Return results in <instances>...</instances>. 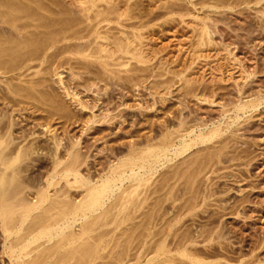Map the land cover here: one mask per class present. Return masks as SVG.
I'll return each mask as SVG.
<instances>
[{"label": "rangeland", "instance_id": "374dc122", "mask_svg": "<svg viewBox=\"0 0 264 264\" xmlns=\"http://www.w3.org/2000/svg\"><path fill=\"white\" fill-rule=\"evenodd\" d=\"M115 1L122 6V15L100 27L111 39L136 33L138 57L117 51L114 59L104 58L109 61L110 78L100 75V58L83 57L74 50L64 52V45L55 47L62 52L56 50L53 58L38 62L37 68L43 71L46 67L42 95L16 105L12 113L15 126L36 150L35 161H30L34 164L28 162L24 176L31 173L25 177L38 182L51 171L54 135L62 158L75 143L84 157L80 171L95 181L131 147L158 145L166 135L179 140L186 129L197 132L220 124L223 148L217 152L211 142L203 143L160 162L149 186L139 191L148 197L139 196L138 210L128 209H132L133 221L128 219L115 230L119 233L120 228L139 220L158 233L165 224L180 220L178 224L184 223L193 233L209 234L207 245L214 243L207 247L203 241L196 245L200 249L194 248L197 254L203 250L198 256L210 260L203 264H264V0H215L216 4L212 0ZM57 2L67 10L78 6L73 0ZM93 37L81 47L83 53L98 50L96 42L90 45ZM251 99L261 100L260 105L234 118L238 103ZM48 117L51 131H45ZM80 189L68 191L78 197ZM113 209L105 229L115 224L118 207ZM2 229L0 223V264H9ZM123 250L130 252L129 264L146 260L145 254L138 259L135 249L123 246Z\"/></svg>", "mask_w": 264, "mask_h": 264}, {"label": "bare ground", "instance_id": "6f19581e", "mask_svg": "<svg viewBox=\"0 0 264 264\" xmlns=\"http://www.w3.org/2000/svg\"><path fill=\"white\" fill-rule=\"evenodd\" d=\"M212 1L216 4L217 0ZM73 2L78 4L77 9L72 7V10L70 8L67 10L68 8H65L63 3L64 8H62L57 0H0V82L4 84V87L0 88V223L8 243L9 264H129V257L128 260L126 257L130 252L126 253L123 246L129 251L135 249L136 253H139L138 259L141 254H145L144 262L136 261L133 264L166 262L189 264V261H191L190 264L208 263L210 260L207 262L205 258H201L203 256H198L203 250L197 254L194 248L200 242H202L200 244L204 242L206 244L205 240L209 238V234L206 235L202 231H197L198 234L196 231L193 233L188 226L183 225L184 223L179 225L180 220L172 221L168 225L164 223L167 227H162L163 229L161 228L158 233L150 228L152 226L146 227L144 223H138L139 220H136V223L131 222L125 228H120L119 233H116L115 229L119 228V224L132 218L129 215L132 209L128 212L129 208L140 207V197L146 195H140L143 191L140 189L142 186H149L151 177L160 162L169 160L170 156L171 158L182 156L192 147L203 143L211 142L217 152L223 148L224 127L216 122V125H209L210 127L206 125L207 129H200L197 132L186 129L183 134H178L179 140H175L174 137L166 138V135L164 140L160 139L162 141L161 143L159 141L160 144L156 143L158 145L131 147L127 154L117 158L115 162L112 161L106 171L95 181L80 171L84 157L82 158L83 155L81 156L75 143H70L63 159L58 154L60 142L52 133L55 147L49 150L50 158H52L51 171L48 174L46 171L47 175L41 177V180L39 178L38 182H36L37 179L31 181L27 178L29 176L25 177L31 173L24 176L26 172L24 174L23 172L26 166L28 167V162L31 165L33 163L30 161L35 158L33 155L36 150L33 142L25 141L27 139L22 129L15 126L12 113H14V107L26 102V99L36 100L35 95L36 97L37 94L38 97L42 95L40 86L41 88L44 86L46 67L45 69L41 67L42 71L37 66L43 64L44 59L50 56L53 58L56 50L59 52L62 50L56 49L57 45L58 47L64 45V52L74 50L78 53L82 52L83 57L100 58V61L98 60L100 75L110 78L111 70L107 69L109 61L104 58L108 56L113 58L112 55L117 51L131 53L132 58L137 56L134 46L138 36L136 33H133L132 37L126 33L124 37L111 39L107 30L102 31L100 27L102 22L119 19L122 15L119 11L122 7L120 3L115 0H73ZM129 6L126 5V8ZM91 35L95 40L89 44L96 42L100 46L97 51L83 53L84 49L82 50L81 47L86 44L85 41ZM111 45H114L115 49L112 50ZM53 48L55 52L51 51L54 50ZM98 75L99 78L100 75ZM260 103L261 100L254 99L238 103L237 112H234L235 116H232L237 119L238 114L245 112L246 108L255 109ZM50 118L48 120L45 118L49 123H46L45 131H51L50 128L53 126L50 125ZM236 119H232V122ZM40 160L42 161V158ZM209 161L212 162V160ZM62 180L63 185L58 186ZM73 187L82 189L78 197L69 194L68 189ZM115 207H118L117 217L112 216L115 219L113 221L115 226L113 225L114 228L110 226L111 228L108 227L107 229H110L107 230L103 226L110 225L111 216L108 215L111 210H115L113 209ZM188 209L191 210V208ZM118 214L122 216L118 218ZM151 219L149 218L148 222H151L149 221ZM148 222L147 224L150 225ZM140 228L143 231L139 233ZM135 231L138 233L134 235ZM209 240L210 238L207 241ZM127 244L129 247L125 246ZM212 245L208 244L207 247H214V243ZM196 248L200 249L198 246ZM210 249L213 252L212 248ZM203 255L205 256L204 253ZM133 260L136 259L133 258Z\"/></svg>", "mask_w": 264, "mask_h": 264}]
</instances>
